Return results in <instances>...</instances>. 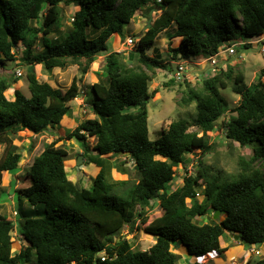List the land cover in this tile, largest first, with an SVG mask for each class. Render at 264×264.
I'll return each mask as SVG.
<instances>
[{"label":"trees","instance_id":"obj_1","mask_svg":"<svg viewBox=\"0 0 264 264\" xmlns=\"http://www.w3.org/2000/svg\"><path fill=\"white\" fill-rule=\"evenodd\" d=\"M61 4L73 8L72 19L66 34L53 41L50 35L62 28ZM153 9L160 15L140 35L133 67L123 62L121 54L106 53L111 37L123 35L124 26L138 12ZM172 25L169 40L181 39L176 49L169 47L173 60L214 56L237 36L245 42L237 52L254 48L258 45L250 41L264 34V0H0V67L17 61L15 50L21 44L20 62L26 65L29 91L27 97L16 89L8 99L4 93L20 78L0 76V145L5 149L0 186L20 170L22 155L13 142L16 133L39 135L48 128L66 127L63 122L71 120L69 102L79 95L76 79L62 92L40 81L35 66L51 72L76 64L85 75L104 54L106 80L88 87L93 118L60 139L80 142L84 157L89 153L87 138L95 139L96 158L86 157V165L99 168L91 188L69 180L64 148L55 141L44 145L26 171L28 187L17 192L15 216L22 220L20 234L26 245L12 255L15 222L0 216V264H178L180 256L172 249L176 242L195 258L222 254L221 237L226 232L240 235L249 245L264 243V70L249 86L244 76L232 77L230 68L210 71L200 87L183 92L178 102L194 104L195 117L172 121L158 139L150 140L147 105L158 90L149 92V74L166 66L145 51ZM37 44L43 48L39 53L34 50ZM231 77V88L240 99L231 110L234 117L223 121L221 128L227 140L251 147V157H239L236 174L212 177L198 157L195 174H185L183 185L174 188L177 167L188 165L183 159L186 153L199 150L204 156L214 150L209 134L225 115L220 91L228 88ZM187 85L183 79L181 86ZM106 155L128 156L136 180H114L111 171L125 175V162L112 165L110 157L102 158ZM155 207L161 215L150 220ZM210 211L213 215L219 211L218 219L200 224L197 219ZM124 227L151 235L154 244L145 251L133 250L121 236ZM246 264H264V257Z\"/></svg>","mask_w":264,"mask_h":264},{"label":"rangeland","instance_id":"obj_2","mask_svg":"<svg viewBox=\"0 0 264 264\" xmlns=\"http://www.w3.org/2000/svg\"><path fill=\"white\" fill-rule=\"evenodd\" d=\"M62 7V28L55 31L50 35L53 41L61 39L68 31L71 17L73 14V8L69 5L61 4ZM151 26L154 20L160 15L158 9L151 10ZM147 14L145 12H138L128 23L124 26L123 35H114L106 43V53L117 52L121 54L123 62L128 67H133L136 63V58L139 55V48L137 47V42H132L128 44L127 40L133 37H139L144 33L145 26L150 19V12ZM35 25V22L32 23ZM175 28L172 25L167 31L161 32L154 44L146 49L145 55L149 58L158 60L159 63L165 64V69H154L150 71L151 82L149 84V92L151 93L155 89L158 90L152 98L149 100L147 105L148 111V128H149V138L150 140H156L162 133L163 129H166L168 125L178 119H193L195 117V105L191 104L189 106L179 105L178 102L181 100L182 93L188 91L191 87H200L202 80L205 76H209L211 72L215 69L216 72H221V69L227 72L230 68L232 69L231 75L244 76L245 83L249 86L254 84L259 77L261 71L264 70V53L260 52L259 46H254V48L239 49L235 56L227 57L226 55L220 56L215 59V63L211 60L206 62L205 59L202 60H173L171 59V54L169 53V47L171 49H176L181 39L175 38L169 40L170 35L174 32ZM242 40L237 36L234 40L239 42ZM250 40V39H249ZM138 41V40H137ZM251 41L255 42L256 39ZM170 43V44H169ZM170 45V46H169ZM22 45L18 44L15 50L16 62L7 63L5 69L0 67V76L5 78H18L16 75V70L19 69L22 72V76L19 77L20 81L17 84H13L12 88L7 90L4 94L8 99L13 98V92L19 89L25 96H29V91L27 87V82L25 75L27 72L26 65L20 62L22 57ZM35 52L39 53L43 50L40 44L35 47ZM105 53V54H106ZM101 54H103L101 52ZM103 57L97 56L95 62L90 66L87 74H81V67L76 64H70L64 69L54 68L51 72H47L41 65L35 66V72L37 77L42 82H47L53 88L59 89L65 92L72 81L76 79L79 87V95L74 100L69 102L71 106V120L69 122H63L66 127L58 128H48L44 133L39 135H34L28 131L17 132L13 138L14 144L18 147L19 153L22 155L18 173L6 177L4 181H1L0 188V216L8 217L13 222H15V228L11 233L12 255L18 253L22 246L26 245L23 237L20 234V226L22 225V220L16 218L15 212L17 210V192L19 189L28 187L29 180L26 176V171L32 165L35 157L39 156L43 151L44 145L51 142H56L57 147H62L68 152V157L65 162L66 174L70 181L78 183L80 186L90 189L92 186V179L98 173L99 168H96L95 164H87L86 157L96 158V152L94 150L95 139L88 137L89 153L85 154L84 149L80 142L75 139L71 140H60L64 137L67 130H73L81 121L92 119L93 113L90 109V104L92 97L88 92V87L95 83H105V76L103 74ZM222 58V62L220 59ZM201 59V58H199ZM83 62V60H82ZM219 65L217 66V63ZM184 63L185 72L183 73L184 79L189 82L186 87L181 86L182 80H175L174 75L176 73L177 64ZM211 71V72H210ZM204 76V77H203ZM227 81L228 88L221 90L220 94L225 102L226 112L225 115L217 122V126L213 132L209 134L210 143H215L214 150L204 156H201L199 150H195L193 153H186L183 159L189 161L186 169L178 166L176 169V177L173 181L174 188L181 187L183 185V177L185 174L191 175L195 174L197 171V159L202 162L203 166L209 167L210 172L208 177L215 175L228 176L234 175L239 171L238 159L239 157L248 160L252 155V148L249 146L240 147L238 144L233 143L225 138L224 129L221 128L223 121L228 120V118L234 117L231 112L233 107H235L240 97L235 94L231 88V82L233 79ZM264 79V76H263ZM174 81L170 85L171 81ZM4 145H0V159L4 157ZM109 155L102 156V158L108 159ZM81 158L80 163L78 159ZM112 165H117L119 162H125L122 166L126 169V174L122 175L117 173L115 169L111 171V176L114 180L123 181L127 179L136 180V174L132 167L131 161L128 156L121 155L117 157H110ZM26 207V203L24 204ZM161 215L159 207H155L153 212L150 214V220L157 218ZM207 217H202V222H206ZM211 221L212 219L209 218ZM201 222V221H200ZM199 222V223H200ZM141 228V227H140ZM122 238L128 240L131 243L133 250L145 251L154 244L155 238L151 235L145 234L142 230L134 231L133 233L128 231L127 227H124L121 231ZM231 239V236L226 232L221 240L225 243ZM114 241H117L114 238ZM173 245L172 249H181V244ZM257 246H249L240 244V252L243 255H248L251 261H257L264 257V248ZM263 247V246H262ZM253 249L254 253H250ZM183 255V254H181ZM180 256V255H179ZM228 256V254H227ZM183 257V258H182ZM180 256L178 264H189L188 258ZM224 257H222L223 259Z\"/></svg>","mask_w":264,"mask_h":264},{"label":"crops","instance_id":"obj_3","mask_svg":"<svg viewBox=\"0 0 264 264\" xmlns=\"http://www.w3.org/2000/svg\"><path fill=\"white\" fill-rule=\"evenodd\" d=\"M214 215H213V212L210 211L209 213L207 212L202 217H207L206 221H207V223H209L211 221L209 218L212 219L214 217ZM202 217H199L197 220H198V222L201 221L200 224H205L206 222H202ZM230 236H231V239L225 243L221 240V248L225 249V251L222 254H218L216 252H209L202 257L195 258L193 256L188 255L186 248L180 242H176V244H178L177 246H179V244H181V249H178V252L175 251L176 249H174V252L176 254L180 255L181 257L184 255L185 259L187 256L189 264H193L195 262L198 264H246L248 261H251V259L248 258V255H244V253H243V255L241 254V252H240L241 250H240L239 246L242 243L235 241L233 234H230ZM260 247L263 250L264 243ZM251 252L253 253L254 251L250 250V253ZM181 254H183V255H181ZM227 254H228V256H227ZM222 257H224V258L222 259Z\"/></svg>","mask_w":264,"mask_h":264},{"label":"built area","instance_id":"obj_4","mask_svg":"<svg viewBox=\"0 0 264 264\" xmlns=\"http://www.w3.org/2000/svg\"><path fill=\"white\" fill-rule=\"evenodd\" d=\"M135 38H132V39H128L127 40V43L128 44H132V42L134 41L135 42ZM245 42H239V43H236V42H232V43H226L223 48L219 51L218 54L214 55V56H211V57H208V58H203L205 59L206 62L210 61L211 60L213 61V63H215V59L216 58H219L220 56H224L226 55L227 57H231V56H235L236 55V49L239 47V46H243ZM251 44L253 45H258L259 48H260V52L261 53H264V34L259 36L255 42L253 41H250ZM198 60H202V59H198ZM217 60V59H216ZM218 61V60H217ZM219 65V62L217 63V66ZM177 69H176V73L174 75V79L175 80H182L184 79L183 77V73L186 71L185 69V66H184V63H180V64H177ZM216 70L214 69L213 72H215ZM16 75L18 77L22 76V72L17 69L16 70ZM15 214V213H14ZM105 260V256L102 255L101 257V261H104Z\"/></svg>","mask_w":264,"mask_h":264},{"label":"water","instance_id":"obj_5","mask_svg":"<svg viewBox=\"0 0 264 264\" xmlns=\"http://www.w3.org/2000/svg\"><path fill=\"white\" fill-rule=\"evenodd\" d=\"M151 14H152V11L150 12V19L148 20L147 25L145 26V30H149V29L151 28ZM80 160H81V158L78 159V163H80ZM219 215H220V212L217 211V212L215 213V215H214V219H218ZM233 237H234V240H235V241L240 242V243H242V244H244V245H249V244L247 243V241H244V240L242 239V237H240V235H233ZM257 245H258V244H255V246H257Z\"/></svg>","mask_w":264,"mask_h":264},{"label":"clouds","instance_id":"obj_6","mask_svg":"<svg viewBox=\"0 0 264 264\" xmlns=\"http://www.w3.org/2000/svg\"><path fill=\"white\" fill-rule=\"evenodd\" d=\"M133 38H135L136 40H135V42H137V40H139V37H133ZM201 59H203V58H201ZM194 60V59H193ZM197 60V59H196ZM177 69V68H176ZM183 81V80H182ZM249 246H254V245H249ZM251 250H253V249H251ZM254 251V250H253ZM254 253V252H253ZM103 254H101V256H102Z\"/></svg>","mask_w":264,"mask_h":264}]
</instances>
